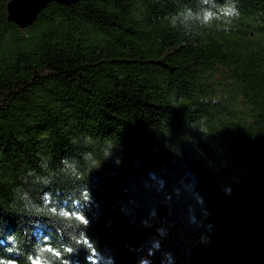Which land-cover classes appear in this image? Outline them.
I'll list each match as a JSON object with an SVG mask.
<instances>
[{
    "label": "trees",
    "instance_id": "obj_1",
    "mask_svg": "<svg viewBox=\"0 0 264 264\" xmlns=\"http://www.w3.org/2000/svg\"><path fill=\"white\" fill-rule=\"evenodd\" d=\"M11 1L0 264H264V0Z\"/></svg>",
    "mask_w": 264,
    "mask_h": 264
},
{
    "label": "water",
    "instance_id": "obj_2",
    "mask_svg": "<svg viewBox=\"0 0 264 264\" xmlns=\"http://www.w3.org/2000/svg\"><path fill=\"white\" fill-rule=\"evenodd\" d=\"M53 2L72 6L78 0H12L8 5V19L21 30H25L31 27L36 22L40 13ZM157 214L161 221L169 218L168 209L163 203L158 205ZM121 225L123 228L120 236L122 244L135 251H139L143 245V238L134 229L132 221L129 218H124Z\"/></svg>",
    "mask_w": 264,
    "mask_h": 264
},
{
    "label": "clouds",
    "instance_id": "obj_3",
    "mask_svg": "<svg viewBox=\"0 0 264 264\" xmlns=\"http://www.w3.org/2000/svg\"><path fill=\"white\" fill-rule=\"evenodd\" d=\"M226 15H236V16H238L239 15V12H238V10L236 9V7L235 6H233L232 8H230L226 13H225Z\"/></svg>",
    "mask_w": 264,
    "mask_h": 264
},
{
    "label": "snow or ice",
    "instance_id": "obj_4",
    "mask_svg": "<svg viewBox=\"0 0 264 264\" xmlns=\"http://www.w3.org/2000/svg\"><path fill=\"white\" fill-rule=\"evenodd\" d=\"M78 219H80L82 223H87V220H85L83 217H79Z\"/></svg>",
    "mask_w": 264,
    "mask_h": 264
}]
</instances>
